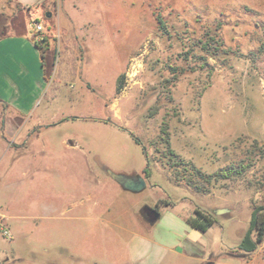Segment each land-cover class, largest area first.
<instances>
[{"label": "rangeland", "instance_id": "1", "mask_svg": "<svg viewBox=\"0 0 264 264\" xmlns=\"http://www.w3.org/2000/svg\"><path fill=\"white\" fill-rule=\"evenodd\" d=\"M31 14L0 0L11 32L35 36L41 22L53 61L27 115L0 103L5 264H123L130 229L150 230L142 210L159 199L230 201L217 228L225 247L240 240L264 206V0H57ZM209 34L223 42L217 56L202 49ZM232 164L247 170L210 179ZM112 171L147 186L106 184Z\"/></svg>", "mask_w": 264, "mask_h": 264}, {"label": "crops", "instance_id": "2", "mask_svg": "<svg viewBox=\"0 0 264 264\" xmlns=\"http://www.w3.org/2000/svg\"><path fill=\"white\" fill-rule=\"evenodd\" d=\"M15 1L22 7L29 8L33 18H39L36 13L40 6L57 3V0ZM31 31L32 28L26 30L24 27L22 32L12 31L0 39V103L13 107L20 115H27L30 112V109H27L28 102L33 103L37 95L45 93L48 83L45 77L46 66L41 57L42 52ZM118 174L134 175L128 172ZM95 177L99 184L103 183L101 176L97 174ZM112 179L114 182L106 179V184L112 183V186L118 185L129 192H137L124 188L116 179L113 177ZM216 191L217 189L212 188L202 194L215 197ZM91 195L92 193H89L88 197L90 198ZM218 199L220 203L207 204L204 207L196 206L193 209L183 208L185 199H181L178 203L176 201L166 206L165 212L159 211L160 217L154 222L146 219L145 222L150 229L147 233H137L130 229V236L125 242L127 256L123 264H264V244L252 252L238 251V246L244 239L250 224L244 230L240 240H236L232 246H224V236L223 238L220 236L219 228H217L224 229L219 218L230 216L236 210L230 201L222 197ZM196 208L205 209L217 216L215 223L206 232L191 227L187 222V218ZM254 208L255 206L252 208L253 212ZM124 229L127 228L124 227ZM228 236L231 239L234 238V232L230 231ZM0 257H2L0 264L8 261L7 254L0 252Z\"/></svg>", "mask_w": 264, "mask_h": 264}, {"label": "trees", "instance_id": "3", "mask_svg": "<svg viewBox=\"0 0 264 264\" xmlns=\"http://www.w3.org/2000/svg\"><path fill=\"white\" fill-rule=\"evenodd\" d=\"M26 9H29V8L26 7ZM156 17L160 24V28H162V30L166 29L167 27L166 22L162 18V14L159 13L157 14ZM10 27H11V24L8 22H5V20L2 19L0 16V39L7 36L8 33L11 32L9 30ZM43 43L44 44H41L40 42H36L37 46L40 48L42 52L41 53L42 61H43L44 66H46L45 77L46 79H48L47 75H49L48 74L49 67H48L47 62L49 60V64L50 63L53 64V61L51 60L52 57H50L51 47H50L48 39H43ZM200 43H201L202 49L208 55L217 56L219 53H222L224 51L223 42L222 40L218 39L216 35L209 34V37H206L204 40H200ZM122 79H123V75L119 76L118 83H117L118 92L122 91ZM144 151L146 152V155L148 157L149 155H148L147 149L144 148ZM246 170H247V167H239V166L232 164L226 168L221 169L220 171H216L214 175H209V176H210V179L211 178H215L218 180L229 179V178L243 175L246 172ZM144 173L146 174L147 178L152 175V173L150 172L149 166H147ZM198 173L202 174L201 171L199 170H198ZM196 186L198 189H200L198 185ZM160 203H163L165 206H168L171 204V202L167 200L165 201L160 200L158 203H156L154 207L145 206L142 210V214L145 216L144 218L150 220L151 222H154L156 219H158V218H155L154 213L155 211L159 213ZM216 218L217 217L213 213L205 209H202V208H196L194 213L189 218H187V222L191 227L196 228L197 230L201 232H206L215 223ZM263 241H264V206H256L254 208L253 218L251 219L250 227L247 230L244 239H242V241L240 242L238 246V251L252 252L255 249H257L263 243Z\"/></svg>", "mask_w": 264, "mask_h": 264}, {"label": "water", "instance_id": "4", "mask_svg": "<svg viewBox=\"0 0 264 264\" xmlns=\"http://www.w3.org/2000/svg\"><path fill=\"white\" fill-rule=\"evenodd\" d=\"M47 17L51 16V12H48ZM112 177L118 181L124 188L132 190V191H142L146 188L147 184L145 179L142 176H132L126 174H118L117 172H111ZM155 218L160 217V213L155 211Z\"/></svg>", "mask_w": 264, "mask_h": 264}, {"label": "built area", "instance_id": "5", "mask_svg": "<svg viewBox=\"0 0 264 264\" xmlns=\"http://www.w3.org/2000/svg\"><path fill=\"white\" fill-rule=\"evenodd\" d=\"M35 25L39 33H37L34 37L36 42H38L40 39L43 40L41 33L44 30V26L39 21H35ZM13 233V229L7 217L5 216V214L0 212V241H11L13 239Z\"/></svg>", "mask_w": 264, "mask_h": 264}]
</instances>
